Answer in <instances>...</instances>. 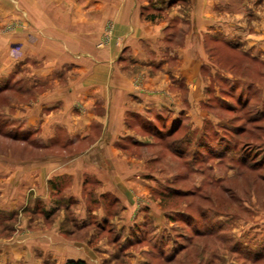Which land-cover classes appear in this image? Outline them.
Wrapping results in <instances>:
<instances>
[{"label": "rangeland", "instance_id": "rangeland-1", "mask_svg": "<svg viewBox=\"0 0 264 264\" xmlns=\"http://www.w3.org/2000/svg\"><path fill=\"white\" fill-rule=\"evenodd\" d=\"M84 1L92 3L0 0V155L46 151L17 139L22 131L15 126L45 90L33 89L28 76L49 69V52L62 34L71 36L72 28L79 36L72 23ZM225 2L174 0L171 7L180 10L174 21L161 13L169 22L163 32L175 43L167 71L176 67L197 79L189 85L180 76L175 82L182 87L168 83L169 100L187 110L154 112L156 121L145 125L136 120L132 129L142 140L123 150L142 171L127 177L139 189L151 184L133 195L148 206L151 223L129 252L137 262L128 264H264V0ZM104 23L99 39L108 41L112 23Z\"/></svg>", "mask_w": 264, "mask_h": 264}, {"label": "crops", "instance_id": "crops-1", "mask_svg": "<svg viewBox=\"0 0 264 264\" xmlns=\"http://www.w3.org/2000/svg\"><path fill=\"white\" fill-rule=\"evenodd\" d=\"M148 1L81 2L77 22H71L79 36L72 28L71 36L62 34L63 42L56 39L57 48L49 52V69H33L28 76L33 89L45 90L28 103L32 113L16 123L22 131L16 138L39 142L46 151L0 155V264L135 260L129 252L141 242L138 234L151 218L145 213L148 206L133 195L151 184L143 181L139 189L127 177L141 170L123 150L142 140L132 129L136 120L145 125L156 121L154 112L187 110L169 100L168 83L182 87L180 76L189 85L197 79L194 72L186 75L176 67L167 71L168 58L175 54L168 48L175 43L163 32L169 22L161 13L173 20L180 12L171 7L174 0ZM109 19L111 37L105 41L99 35ZM31 46L39 48V43ZM25 107L28 111L30 105ZM143 160L146 165L148 158Z\"/></svg>", "mask_w": 264, "mask_h": 264}, {"label": "trees", "instance_id": "trees-1", "mask_svg": "<svg viewBox=\"0 0 264 264\" xmlns=\"http://www.w3.org/2000/svg\"><path fill=\"white\" fill-rule=\"evenodd\" d=\"M68 264H87L84 260H70Z\"/></svg>", "mask_w": 264, "mask_h": 264}]
</instances>
